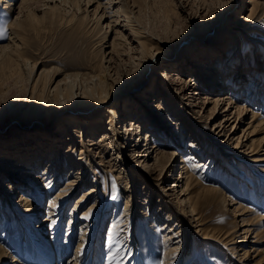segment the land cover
I'll return each mask as SVG.
<instances>
[{
	"label": "rangeland",
	"instance_id": "rangeland-1",
	"mask_svg": "<svg viewBox=\"0 0 264 264\" xmlns=\"http://www.w3.org/2000/svg\"><path fill=\"white\" fill-rule=\"evenodd\" d=\"M12 1V8L8 9L5 7L7 1L0 0V46H15L17 42L19 46H23L25 54L30 59L39 58L38 65L40 67H60L65 72H86L91 63L101 61L102 58L101 62L104 66L108 65L112 73L111 78L116 77L117 84L120 83L119 79L125 80L124 88L115 94L117 107L121 113H124L129 102L141 100L140 98L136 99L139 93L141 96L146 95L147 92L152 91L155 87L159 88L161 85L160 94L152 101H148L147 110L149 113L140 119L143 124V127L139 129V132L143 131L141 138L146 137V130L151 131L157 127L156 134L157 138L161 135L160 144L163 152L168 153L173 147L177 149L178 154L174 155L171 162L178 163L182 153L190 151V145L191 148L195 145L196 148H199L196 158H202L206 168L202 165L204 167L202 185H198L196 192L193 193L189 188L185 194L194 196L199 192V196L203 200L197 205H192L193 203L191 204L189 201V204L184 205L183 202L178 205L176 203L178 195L182 194L180 186H175V189L172 190H169L168 186L164 189L159 182V171L152 173L136 159L124 155V147L121 146V143L123 141L124 145L135 143L136 136H132L133 138L128 140L126 139L128 136L120 133L119 138L116 137L118 132L114 136L111 131L109 135L113 136L100 142V147L87 144L89 136L93 137L94 141H99L101 131L110 130L112 121L108 120L110 115L107 111L110 104L104 106L99 109L100 111H97V122L100 121L102 124L100 127L93 120L89 123L90 125H87L88 127L83 126L87 127L85 128L87 131L83 135H80L81 131L72 128L61 136L58 149L62 158L60 155L61 161H58L57 165L60 166L63 162V168L54 176L50 189L45 190L46 184H40L43 181L41 180L37 184L33 183L32 188L25 194H23L25 191H22V187H19L15 188L16 191L12 190L13 194L10 195V190L18 185L16 180L15 183L12 181L15 177H19L21 182L29 183L28 180H24L23 171L25 169L17 174L9 171V176L3 179L7 185L3 186L0 181V244L6 250V255L0 258V264H95L96 262L98 264H166L164 257L169 247L171 251L167 259L168 264H264V142H262L259 151L253 155L250 151H246V146L239 147L236 151L233 149V145L237 136L241 135L240 143L246 142L249 136L247 132L244 135L242 131L246 127L244 123L238 122V129L234 133L233 139H230L232 136H229L230 131L227 135L222 131L218 132L219 128L215 132L212 131L217 126L214 121H220L223 118L220 113L227 106V101L221 99L215 110L212 102H205L203 107L192 106L193 98L191 100L182 98L181 94L175 92L174 89L178 85L174 83L172 84L173 93L178 96L172 95L174 99L171 102L177 106L180 104L179 115L185 117L182 116L179 120L181 126L175 125L173 128L176 130L175 132H171L172 127L168 131L166 126H170L169 122H165V126L159 124L166 121L167 110L159 116L158 109L154 107L155 102L158 100L161 102L162 98L168 97L167 84L172 81L173 72L180 71L188 82L189 75H192L196 69L202 70L195 65L197 60H207L214 65L213 62L216 63L217 55H219L224 63L227 62V66L231 64L228 66L229 68L227 67L226 73L225 70H222L223 77L227 78L236 69L237 58L241 57L240 66H243V74H247V77L243 76L240 83L244 88L248 86V73H252L254 69L262 70V67L264 69V21L256 23L259 28L249 30L250 35L244 36L242 35L243 31L238 29L245 24L244 19L240 16L245 10L241 9L239 13L238 9L242 5H247L246 0H231V8L224 4L225 0H113L116 4L113 5V9L117 7L118 3H121L125 9L131 11L135 27L144 30V33L159 37V39L166 40L167 38L166 41L169 42L162 46L165 47V50L169 49L170 51L163 50L158 53L142 73L137 65L134 66L132 58L128 56L129 53L131 55V52H125L123 46L126 44L119 48L123 54L110 50V42L114 33L109 29L107 35L103 36L99 25L91 19L96 1H91L88 4V17L82 23L78 22V18L82 17V10L85 9L84 0H82L81 9L71 0H37L32 2L29 8L22 10L18 8L20 0ZM100 1L103 4L106 3V0ZM261 6H264V0L261 1ZM107 16L108 14L105 13L101 21L104 24V30L107 29L106 23L110 19ZM118 19L121 21L120 24L126 21L124 16H120ZM15 21H19L20 25L15 26ZM15 27L19 33L17 37L19 40L12 33ZM125 28V31L123 29L122 31L125 35H129L130 39L132 34L129 32V26H125ZM231 28L234 31L237 30L239 35H237L236 47L230 56V61L227 60V52L230 42L236 37L229 38ZM217 33L223 34L225 42L218 43ZM249 42L256 43L255 47L253 48ZM135 44V41L131 42V46ZM2 52H4L3 48L0 47V155L15 156L17 161H25L23 158H26L32 151L29 148H34V151H44L43 149L47 147L53 148L55 144L58 145V143L51 146L46 145L50 141L46 139L48 138L47 134L57 127L66 131L67 123L64 116L73 111L80 112L70 108L57 117L52 126H48L49 128L43 126L42 121L47 120V107L44 105L39 110L33 106L28 107V93L24 96V87L21 85V81L15 82L18 78L16 74L6 78L2 77V74L9 69L6 64L1 63L3 59L5 60ZM254 58L258 60L251 69L248 64ZM185 59H190L188 61L191 63L185 64ZM164 64H167V79L160 75V70H163L161 65ZM206 70L203 68V75L200 76L202 84H198V90L196 89L197 92H202L201 96L205 92L209 95L214 94L209 92L210 87H213L214 84L212 76L207 77L203 72ZM21 72L24 76L25 68L21 69ZM134 79L142 81L138 87L128 91L127 86L132 88L131 81ZM204 83L209 86H204ZM217 90L219 93L229 92L228 88H224L222 84L217 86ZM245 92L243 91L242 98L247 96ZM200 99L201 97L197 101ZM186 101L187 104H184ZM172 104L169 105L172 106ZM261 105L259 103V107ZM232 110L229 117L235 114V109ZM262 111H264V105ZM250 114L251 112L247 111V120ZM216 115L217 118L213 120ZM130 117L136 120L135 115L125 113L124 116L116 120V123L121 120V124L126 125L124 120ZM176 121V117H173V123ZM125 125L122 128L124 130ZM149 125L152 127L154 125V127L151 128ZM178 132L185 134L184 140L180 139ZM216 133L217 135H215ZM20 138L27 139L25 143H19L20 147L3 145L6 142L13 143ZM190 138L194 140L191 141ZM145 141L143 140L142 143ZM72 145V154L67 155L66 151ZM104 146L110 156L102 161L100 155H104V152H101ZM4 147L7 149L5 153H2L1 150ZM224 149H229L233 153L237 152L242 156L241 158L233 157V155L230 157L234 159L235 163L240 164L241 171L246 173V178L252 181L250 189L253 192L249 189L246 179H242L241 183L238 182L236 172H233L229 168L228 162L223 160ZM240 150L243 151L240 152ZM38 155L35 159V166L37 171L42 172L43 162L41 154ZM63 156L75 163L76 166L86 165L89 169V177L86 178L82 187H79L73 195L67 198L64 208H58L54 212L57 220L52 223L47 214L50 194L66 184L67 177L75 175L74 178H79L76 173L78 168L75 169L76 171H74L75 166L72 170L68 169L69 165H66L67 161H63ZM111 157H117L116 159H121V162L119 160L117 162L113 160L111 163L106 161ZM254 158H259V161H254ZM152 160L153 158L150 159V161ZM178 164L182 165V163ZM2 168L9 170L7 166ZM251 169L254 170L255 175ZM179 170V168L174 169L171 185L174 180L180 178ZM258 181H261V187ZM17 182L20 181L17 180ZM93 184H95L96 191L92 196L80 199L82 191ZM177 184H181V182H177ZM210 185L216 186L222 193L217 194L204 188ZM255 192L259 194L255 197H259L261 202L253 200L251 193ZM22 194L36 200L38 208L35 209L33 216L30 213H24L20 202ZM78 199H80L79 204L75 206ZM11 202L17 208L16 214L10 208ZM93 202H96L95 209H89ZM1 205L4 207L2 208ZM193 206L195 210L190 215L189 209ZM74 207H76L75 212L73 211ZM251 207L255 214L246 211ZM122 210L129 214L122 215L124 213ZM84 211L91 212L87 220L86 216L82 215ZM73 212L72 228L68 230L69 217ZM144 212L146 215H143ZM168 212H173V218H178L177 221H173L172 227L177 230L176 233L179 235L169 239L166 243L162 231L158 233L152 230V221L155 219L159 223H165L166 226L170 223ZM18 215L20 218L17 217ZM31 217L32 220H30ZM45 217L49 218L48 221ZM196 217L200 218L198 222L201 225L199 226H196ZM244 218L250 219L252 225H247L251 230L246 239L242 240L244 238L242 219ZM19 219L29 227L26 232H24ZM111 224H115V226L110 237L112 242L109 244ZM118 225L120 231L116 230ZM200 228L203 229L200 230ZM165 231L171 234L174 232L170 231L168 227L165 228ZM81 232H85V241L83 246L77 249ZM204 232H209L208 235L210 234L212 238H203ZM185 236H187V241L184 243ZM110 245L114 250L109 248ZM112 250L113 253H110Z\"/></svg>",
	"mask_w": 264,
	"mask_h": 264
},
{
	"label": "bare ground",
	"instance_id": "bare-ground-1",
	"mask_svg": "<svg viewBox=\"0 0 264 264\" xmlns=\"http://www.w3.org/2000/svg\"><path fill=\"white\" fill-rule=\"evenodd\" d=\"M7 1V5L5 7H8V9H11V5L13 3L12 0H4ZM37 0H20L18 3V8H20V10L22 9H27L29 8L30 4L32 2H35ZM74 2V4L77 5V7L79 9H81L82 5V0H71ZM91 1H96V4L94 6V10L93 13L91 14V19L94 20V22H96V24L99 25L100 30L103 31V36H106L107 32L110 29V32H113V37L112 40L110 42V50L112 52L116 51L119 53H122L121 51H119L121 45L126 44L125 46H123L125 48V52L130 51L131 55L129 53L128 56H130L132 58V62L135 65L138 66V69L140 70V72L142 73L145 69L148 68V66L151 64V61L153 59L156 58L158 53H161L163 50H165V47L162 46V44H168L169 42H167V38L166 40L164 39H159V37H155L153 35L144 33V30H141L138 27H135L133 24L134 19L132 18L131 14H130V10H127L124 8L123 4L118 3L117 7L115 9H113V5H116L115 2H113V0H106V3H102L100 0H84V4H85V9L82 10V17L78 18V22L82 23L84 20H86V17H88V4ZM135 1V0H134ZM133 1V2H134ZM261 1L262 0H246V4L247 5H242L239 9L238 12L241 11V9H244L245 12L243 14H241L240 16H242V18L244 19L245 24L242 25V27L240 26L238 29H241L242 35L246 36V35H250L251 32H249V30H252L253 28H259L257 26L256 23H261V21H264V6H261ZM225 2L224 4H227V6H229L230 8L232 7V2L231 0H225L223 1ZM83 4V3H82ZM102 6V7H100ZM53 10V9H52ZM31 11V9H30ZM107 13L108 16L110 17V19L108 20V22L106 23V27L107 29H103L104 24L101 23L102 21V17L103 15ZM112 13V14H110ZM240 13V12H239ZM90 15V14H89ZM120 16H124L126 21L125 23H121V21H119L118 17ZM136 16V15H135ZM112 17V19H111ZM124 19V18H123ZM122 19V20H123ZM16 25L18 26L20 25L19 21H15ZM111 23V24H110ZM239 24H241L242 22H238ZM125 26H129V32L130 34H132V37L130 36L129 39V35H125L124 32L122 31V29L125 31ZM227 26V25H226ZM231 26V25H230ZM234 28V27H232ZM231 28V29H232ZM231 32V36L229 37L230 39L232 37L233 40L230 42L229 44V48H228V52H227V60H230V56L232 54V52L234 51L235 47H236V39H237V35H239V32L236 30L234 31L233 29L230 30ZM12 33H14V36H16V38L19 36V33L15 27V29H13ZM226 37V36H225ZM246 38V37H245ZM129 41H128V40ZM216 39L218 40V43H223L225 42V40H223V34L222 33H217L216 35ZM226 39V38H225ZM247 39V38H246ZM252 39V38H250ZM11 40V39H10ZM16 40V39H14ZM17 40H19L17 38ZM16 40V41H17ZM135 41L136 44L134 46H131V42ZM255 41V39H253ZM250 43V42H249ZM227 44V43H226ZM252 44L253 48L255 47L256 43H250ZM1 48H3L2 53L3 56L5 57V60L3 59V62L1 61V63L6 64V67H9V69H7L5 71V73H3L2 77L6 78L9 75H13L16 74V81H21V85L24 87V96L26 93L27 94V106H33L35 109L39 110L41 107H43L44 105L47 107V120L44 122L42 121V125L43 126H52V123L55 119H57V117H59L63 112L65 113L66 110L73 108V109H77L78 112L73 111L70 114H67L64 116L65 118V122L67 123L66 126V131L65 129H61V127H57L54 131H51V133H46L48 135L49 139V143H47L46 145L49 144V146L53 145L54 143H58L55 144V146H53V148H45L43 149L44 151L40 150V151H34L32 148H29L30 150H32L31 152L25 153L27 155L25 159V161H17L15 156H7V155H0V181H2V185H7L5 183V181L3 180L4 178L9 176V171L13 172L14 174H17L18 172L21 173L23 169H25V171H23V176H24V180H28L29 183H26V181L21 182L22 180L19 179V177H15V179H12V181L16 180V184L17 187H13L10 190V195L13 194V191H16L15 188H19L22 187V191H25L23 194L27 193V191H29L32 188L33 183L37 184L38 182H40L41 180H43L40 184H46L45 190L50 189L51 185L53 184L54 181V176H56L59 171L63 168V162L60 164V166L57 165L58 161H61L60 159V155L61 153L59 152V143H61V136L63 134H65L69 129L72 130V128H74V130H79L81 131L83 135L85 133V131H87L85 128H87L88 124L91 123V121L94 120V122L98 123L99 127L102 125L99 122H97V111H100L99 109L103 108L104 106H107L110 104V106L108 107V113H109V121L111 120V127L110 130H103L101 131V133L99 135H101V138L99 141H94L93 137L89 136L88 137V141L87 144H92L95 147H100L101 143L103 140L106 141L108 140L110 137H112L111 135H109L112 131V133L114 134V136H116L115 134L118 135L116 137H119V134L122 133L126 136H128L126 139L131 140L134 136H136L135 139H138L134 141H136L135 143H128L126 145H124V141L121 143V146L124 147V155L129 156L130 158H134L137 160L138 163H142L143 166L150 172L155 173L157 171H159V182L160 184L164 187V189L167 187L169 190L175 189V186H180L181 187V195H178V200L176 201V203L181 204L184 202V205L189 204V202H191L192 205H197L198 203L201 202L202 197L199 196V192H197L196 194L198 195H194L192 196L190 195H185L186 191L190 188L191 191L190 192H196L198 185H202V178L203 177V168L205 167V162L202 158H196L197 153H198V149L196 148L195 145H193V147L191 148L190 145V151L187 152H183L181 155L180 160L178 159V163H182V165L180 166L177 162H171L172 158L174 157L175 154H178L176 147H173L172 149H170V152L165 153L163 152V150L161 149V135H159V138H157V132H158V128L154 127V130L152 129L150 130H146V137H142L143 131L142 133L139 132L140 128L143 127V124H141V118L146 114L149 113V111L147 110V107L149 106V102L148 101H152L155 97H157V95L160 94V86L155 87L157 88V90H155V88L149 92L146 93V95H140L141 93L138 94V98L136 99H141L138 100L136 102H134L135 100H133L132 102L128 103V107L125 109L124 113L120 112V110L118 109V105H117V98H116V93L121 91L124 86H125V80L119 79L118 81H120V83L117 84V80L115 78H111L112 73L110 72V69L108 67V65H103V59L101 58V61H97L95 63H91V65H89V69L86 72H79V71H75V72H65L64 70H62L60 67H54V66H50V67H40L38 65L39 63V58L36 57L34 59H30V57H28L25 54V50H23V46H19V44L16 42L15 46H11V45H1ZM103 47V46H102ZM124 50V49H123ZM166 52L170 51L165 50ZM1 54V53H0ZM189 54V53H188ZM209 56V54H208ZM193 57V54H192ZM225 58V57H224ZM191 59V57H190ZM188 59V60H190ZM209 59V58H208ZM238 63L236 64V69L233 70L230 73V77H223V71L227 70V62L224 60H222V57H219V55H217V60L216 63H214V65L212 63L207 62V60H197V64L195 63V65H197L199 68H201L203 70V68H206V71H203L206 73L207 77H211L212 78V84L213 87H210V94H207L206 92L203 93L201 96L200 93L202 92H197V88H198V84H202L201 81V74L202 70L196 69L195 72L192 75H189V79L188 82H186L183 74H181L180 71H175L172 74V81H169L168 84L164 81V83H166L168 85V97L167 98H162L161 102L158 100L157 102H155L154 107L158 109V114L159 116H161L163 113V111L167 110V114L166 116V121L164 122H160V125H164L165 126V122H169L170 126H166V128H168L170 131L171 128V132H175L176 130L173 129L175 125L177 126H181L179 123L180 118L183 116L179 115L178 112V107L180 106V104L177 106L175 103L172 104L171 100H173L174 98H172V95H175V93H173V87L172 84H176L178 85V87H176L175 92L181 94L180 96L185 97L186 100H192V106H200L203 107V104H205V102L209 103L212 102L213 103V109L215 110V108L218 106L219 102L221 101V99L224 101H227V106H225L223 108V112L220 113V115H223V120L220 119V121H216L215 119L217 118V115L213 118L214 124L217 126L212 130L213 132L216 131L217 128H219V131H222L223 133H225L227 135V133H229L230 131V135H232L230 137V139H233L234 133H236L237 129H238V122H240L241 124H245L246 127H244L242 129V131L244 132V135L246 134V132L248 133V138L246 139V142H241L240 143V138L241 135H238L236 138V142L233 145V149H239V147H243L246 146V151H250L252 153V155L254 153H257V151H259V149L262 146V142H264V111H262V107L264 105V69L263 67L261 68L262 70L259 69H254L252 71V73H248V86H246V88H244L240 83L242 81L243 76L247 77V74H243V66H240L242 60L241 57H238ZM187 59H185V64L191 63L189 62ZM258 59L254 58L250 60V63L248 65L251 66V69L253 66H255V64L257 63ZM249 61V60H248ZM256 62V63H255ZM157 64V63H156ZM229 64V63H228ZM14 65H16L14 67ZM167 65V64H166ZM166 65H161L163 66V70H160V75L162 77H166L168 76V71L166 68ZM25 68V73L23 76V72H21V69L24 70ZM229 68V67H228ZM215 69H217L218 71H216ZM165 70V71H164ZM212 70V71H211ZM200 71V73H199ZM110 72V73H109ZM141 73L139 74V76L141 75ZM214 74V75H212ZM232 74V75H231ZM213 77H215L213 79ZM164 79V80H166ZM111 80V81H110ZM205 80V79H204ZM227 80V81H226ZM142 80H132L131 81V86H127V90H131L133 88H136L139 86V84L141 83ZM159 84V83H158ZM165 84V85H166ZM219 84L224 85V88H228L229 92H225V93H219V91L217 90V86ZM18 85V84H17ZM170 85V86H169ZM204 86H209L208 84L204 83ZM19 87L21 88V86L19 85ZM203 88V87H202ZM197 89V90H196ZM262 89V91H261ZM195 90V91H194ZM20 91V90H19ZM216 91V92H215ZM243 91L247 94V96L245 98H242V93ZM218 93V94H217ZM199 94V95H198ZM178 95H175V97H177ZM222 96V97H221ZM160 97V96H159ZM199 97H201L200 101H197L199 99ZM261 97V98H260ZM155 101V100H154ZM223 102V101H222ZM172 104V106H170L169 104ZM183 103V101H182ZM259 103H261L262 107H259ZM187 104V101L184 103ZM169 107H168V106ZM189 105V103H188ZM256 106V107H254ZM153 107V105H152ZM186 107V106H185ZM259 107V108H257ZM167 108V109H166ZM235 109V114H233L232 116L229 117V113H232L233 110ZM184 109V107H183ZM93 111V112H91ZM146 111V112H145ZM247 111L251 112V114L249 115V119L247 120ZM31 113V112H30ZM29 113V114H30ZM125 113L127 115H135V118L130 117L124 120V122H126L125 124H121V120H118V123H116L117 119L121 116H124ZM165 113V112H164ZM137 115V116H136ZM153 116V115H152ZM164 116V115H163ZM112 117V118H111ZM129 117V116H127ZM173 117H176V123H173ZM111 118V119H110ZM152 118V117H151ZM183 118H185L183 116ZM233 118V119H232ZM225 119V120H224ZM246 120V122H244ZM93 122V123H94ZM84 125H86L87 127H83ZM90 125V124H89ZM125 125V130L122 129L124 128ZM61 126V125H60ZM117 126H119V128H117ZM151 128L152 125H149ZM49 128V127H48ZM138 128V129H137ZM143 129V128H142ZM141 129V130H142ZM124 130V131H123ZM91 131V130H90ZM160 132V131H159ZM170 132V135H171ZM217 132V133H218ZM77 133V132H76ZM217 133L215 135H217ZM173 134V133H172ZM178 134L180 135V139L184 140V136L185 134L178 132ZM121 135V134H120ZM133 136V137H132ZM156 136V137H155ZM53 137V138H51ZM58 137V138H56ZM148 137V138H147ZM120 138V137H119ZM152 138V139H151ZM157 138V139H156ZM142 139V140H141ZM143 140H146L145 143H142ZM190 140H194L193 138H190ZM27 141V139L24 138H20L19 140L7 144H3L5 146H12L13 147H20L19 143H25ZM48 141V140H47ZM190 141V142H191ZM71 143L68 142V147L69 144ZM192 143V142H191ZM8 147V148H9ZM35 147V145H34ZM181 147V146H180ZM73 148L70 147L69 149H67L66 154H72L71 149ZM5 149V147H4ZM2 149V153H5L6 149L4 150ZM197 149V150H196ZM87 150V149H86ZM183 150V149H182ZM205 150V149H204ZM73 151V150H72ZM243 150H240V152ZM101 152H104V155L101 154L100 156H102L100 159L102 161H105V158L109 157V153L107 151V148L104 146V148H102ZM60 153V154H59ZM224 156L223 160L228 162L227 164H229V168L233 170V172H236V175L238 176V182L241 183L242 179H246L248 187L250 189V186H252V181L246 178V173L242 172L239 168L240 164L235 163L234 159H232L230 156L233 155V157H239L241 158L242 156L235 152L233 153V151L229 150V149H224L223 152ZM1 154V153H0ZM38 154H41L40 157L42 159V172L37 171L36 166H35V162H36V158L39 156ZM181 154V153H180ZM71 156V155H70ZM99 156V155H98ZM62 158V155H61ZM64 162L67 161L66 165H69L68 169H73V167L75 166L76 168H74V171H76L75 169L78 168L77 170V174L79 176V178H74V176H70L67 177L66 180V184L60 186L59 188H57V190L50 194L49 196V204L47 207V214L49 215L48 217L51 218V222H55L57 220V217L54 216V212L59 208H64L65 203L67 198H69L71 195H73L77 189L79 187H82L83 184H85L86 182V178L89 177V169L86 167V165H75V163H73L72 161H69L68 158L64 157ZM117 157H111L109 158L108 161L109 163H111L113 160L115 162H117V160H119V162H121V159H116ZM153 158L152 161H150V159ZM231 158V159H230ZM251 158V157H250ZM246 159V158H245ZM254 161H259V158H254ZM207 162V161H206ZM77 164V163H76ZM83 164V163H82ZM114 164V163H112ZM117 165V164H116ZM204 165V167L202 166ZM9 170H6V168H2V167H6ZM180 166V167H179ZM14 170H11L13 169ZM179 168V177L182 178L180 180V178L176 179L173 181V184L171 185V179L173 178V171L174 169ZM206 168V167H205ZM244 169V168H243ZM17 170V171H15ZM252 170V169H251ZM79 171V172H78ZM244 171V170H243ZM252 173L255 175L254 170H252ZM42 174V175H40ZM242 175V176H241ZM76 176V177H78ZM20 181V182H17ZM78 180V181H77ZM262 181V180H261ZM261 181H258L260 187L262 186ZM177 182H181V184H177ZM10 187V185H8ZM8 187V188H9ZM200 187V186H199ZM207 190L210 191H214L217 194H221V190L219 188H217L216 186L210 185V186H206L204 187ZM203 188V189H204ZM15 189V190H14ZM251 190V189H250ZM96 191L95 189V184H93L92 186L84 189L82 192V196L80 197V199H85V198H89L92 196L93 192ZM253 192V190H251ZM175 192V190H174ZM21 193V192H20ZM21 195V199L20 202L22 203V208H24V213H30L31 216H33V213L35 212V209H37L38 205L36 200L30 198L28 195ZM201 194V193H200ZM252 194V198L255 201H260V199L256 198L255 196L259 195L257 194V192L255 193H251ZM183 195H185L183 197ZM227 196V195H225ZM77 200V203H75V206H77V204H79V200ZM97 200V199H96ZM233 200V199H232ZM81 202V201H80ZM96 206V202H93L92 205L89 207L92 209H95ZM1 207L3 208L4 206L1 205ZM7 207V206H6ZM13 213H17V208L14 206V204L11 202V207ZM76 207H74L73 211L75 212ZM188 208V206H187ZM195 210V207L193 206L192 208L189 209L190 215L191 213H193V211ZM253 208H249V210L246 211H250L252 214H255V212H253ZM124 210H122L123 212ZM23 212V211H22ZM74 212L73 214L69 217V222H68V230H70V228H72V222L74 220ZM183 212V211H182ZM184 213V212H183ZM61 214V213H60ZM128 213H126L124 211V213H122V215L126 216ZM84 216H86V220L89 218V216L91 215V212L89 211H84V213L82 214ZM143 215H146V212H144ZM18 218H20V215L17 216ZM48 217L46 218V221H48ZM193 217V216H192ZM194 218V217H193ZM6 220L8 221V219L6 218ZM20 220V224L22 225L24 232H26V230L29 228L28 226H25V223L21 222ZM32 220V217L31 219ZM168 220L170 221L169 224H167L165 226V223L162 224L161 222H157L155 219H153L152 221V230L156 231V232H161L163 233L164 239L167 241H169V239L175 237L177 234V230H174L175 228H173V221H177L178 218L174 217L173 218V212H168ZM200 218L196 217L195 222H196V226H199L201 224H199ZM117 221V220H116ZM119 221V219H118ZM248 221V222H245ZM31 222V221H30ZM243 222V236L244 238L242 240H245L249 231L251 230L250 226L247 225H252V222H250V219H242ZM8 223V222H7ZM125 223V222H124ZM51 225V224H50ZM114 226L115 224H111L110 230H109V238H108V243L110 244L112 242V238L111 234L113 233L114 230ZM120 226H121V222H120ZM119 225L117 226L116 230L120 231L118 229ZM168 227V229L170 231H174L172 232V234L170 232H166L165 228ZM203 228H200V230H202ZM152 231V232H153ZM179 231V230H178ZM86 232V231H85ZM85 232H81V238L79 239V243H78V247L83 246V242L85 241V237H84V233ZM117 233V232H116ZM154 233V232H153ZM179 233V232H178ZM209 232H204L203 238H212L210 236V234L208 235ZM212 234V233H211ZM27 235V234H25ZM68 235V234H67ZM155 235V234H154ZM214 237V235H213ZM67 239V238H66ZM120 239V238H119ZM240 240V241H242ZM185 241H187V236H185L184 238V243ZM67 242V241H66ZM172 246V245H171ZM110 249H113V246L111 247V245L109 246ZM114 250V249H113ZM113 250L110 251V253H113ZM170 251L171 248L169 247L166 251V255H165V263L168 264L167 259L170 256ZM6 255V250L3 248V246L0 244V258L2 256ZM112 255V254H111ZM111 258V257H110ZM15 260H17L16 258H14ZM76 259V258H73ZM98 261V259H97ZM95 264H98V262H96Z\"/></svg>",
	"mask_w": 264,
	"mask_h": 264
}]
</instances>
